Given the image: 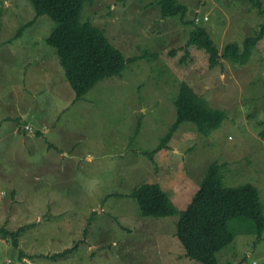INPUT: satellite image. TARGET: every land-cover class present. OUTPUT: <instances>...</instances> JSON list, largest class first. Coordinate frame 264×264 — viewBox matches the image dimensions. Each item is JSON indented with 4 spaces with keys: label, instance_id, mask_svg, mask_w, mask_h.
<instances>
[{
    "label": "rangeland",
    "instance_id": "obj_1",
    "mask_svg": "<svg viewBox=\"0 0 264 264\" xmlns=\"http://www.w3.org/2000/svg\"><path fill=\"white\" fill-rule=\"evenodd\" d=\"M153 1L84 6L82 20L105 28L126 57L157 55L76 99L46 43L55 23L39 16L20 34L35 17L31 3L0 0V228L32 225L17 246L0 233V264L11 257V264H201L185 255L175 223L215 161L227 164V185H256L264 206V38L245 65L213 61L196 46L180 61L197 16L220 55L228 43L242 45L264 16L246 0H180L188 6L184 24L163 18ZM183 81L227 117L210 135L184 123L152 159L146 151L175 121ZM144 182H159L178 213L142 216L131 193ZM66 248H73L66 256H47ZM217 258L264 264V232L261 240L237 234Z\"/></svg>",
    "mask_w": 264,
    "mask_h": 264
},
{
    "label": "trees",
    "instance_id": "obj_2",
    "mask_svg": "<svg viewBox=\"0 0 264 264\" xmlns=\"http://www.w3.org/2000/svg\"><path fill=\"white\" fill-rule=\"evenodd\" d=\"M35 17L23 24L18 33L31 26L39 16H47L55 26L47 36L46 43L55 48L59 63L64 69L67 82L75 92L76 99L81 98L98 82L106 78L121 75L126 67L139 59L156 58V53L144 51L140 55L126 57L122 50L116 47L106 29L94 23V19L82 20L84 6L94 3V0H28ZM258 8L264 16L262 0H246ZM153 3L161 8V16L180 17L185 24L188 6L180 0H155ZM204 20L205 19L203 17ZM201 17L195 18L194 28L189 33L186 43L180 47L185 54L180 61L187 62L190 46H196L213 56L224 58L232 64L245 65L250 60L253 50L264 38V20L259 29L247 36L243 44L231 42L224 46L222 55L211 38L207 28L199 25ZM188 24V23H187ZM172 49L170 54L176 55ZM176 118L168 133L161 142L146 154L153 159L154 154L163 148H168V142L184 123H191L196 129L210 135L223 124L227 114L222 109L210 108L198 92L186 81L181 82L179 92L174 100ZM21 123V121H19ZM27 129H31L29 125ZM264 135V133H262ZM226 163L217 161L210 164L199 188L192 200L180 211L175 223L176 237L185 250V255L201 264H221L217 253L231 244L237 234L256 235L261 240L264 232V206L259 189L252 183L229 186L226 183L222 169ZM136 198L142 216L165 217L178 213L177 207L168 192L159 182H144L131 193ZM32 225L20 226L14 231L0 228L6 238L10 237L17 246L18 239ZM73 248H66L50 258L66 256ZM20 259L24 258L23 251L19 252ZM12 261L13 259L11 257ZM11 264V263H10Z\"/></svg>",
    "mask_w": 264,
    "mask_h": 264
},
{
    "label": "built area",
    "instance_id": "obj_3",
    "mask_svg": "<svg viewBox=\"0 0 264 264\" xmlns=\"http://www.w3.org/2000/svg\"><path fill=\"white\" fill-rule=\"evenodd\" d=\"M205 19H207V17H205ZM9 263H13V261L11 260V261H9Z\"/></svg>",
    "mask_w": 264,
    "mask_h": 264
}]
</instances>
